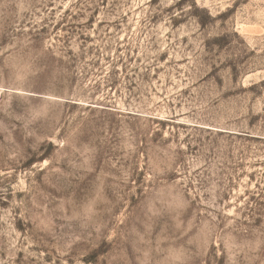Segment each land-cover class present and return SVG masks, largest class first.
I'll return each mask as SVG.
<instances>
[{
    "label": "rangeland",
    "instance_id": "374dc122",
    "mask_svg": "<svg viewBox=\"0 0 264 264\" xmlns=\"http://www.w3.org/2000/svg\"><path fill=\"white\" fill-rule=\"evenodd\" d=\"M0 264H264V0H0Z\"/></svg>",
    "mask_w": 264,
    "mask_h": 264
}]
</instances>
